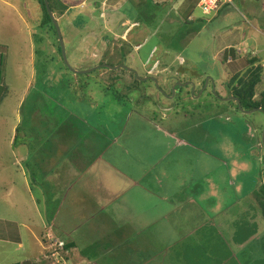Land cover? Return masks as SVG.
I'll return each mask as SVG.
<instances>
[{
	"label": "rangeland",
	"instance_id": "rangeland-1",
	"mask_svg": "<svg viewBox=\"0 0 264 264\" xmlns=\"http://www.w3.org/2000/svg\"><path fill=\"white\" fill-rule=\"evenodd\" d=\"M136 1L140 0H51V4L61 29L67 60L75 70L88 71L101 64L125 65L134 69L140 78H146L152 71L150 74L155 76L158 85L151 81L145 83L150 87L147 89L149 94L152 91L153 96H150V101L142 102V87L140 91H127L124 89L127 86L123 87L124 83L116 80L114 87L109 86L112 85L110 80L113 78H122L129 84L138 80L127 70L109 71L102 68L89 74L76 75L67 69L62 53L56 47V39L59 44L58 36L48 30L50 24L47 25L48 28L41 26L43 9L37 0H0V136L6 132L3 125L7 126L10 120L18 121L20 117L23 123L19 125L17 135L19 138L24 136L29 149H36L41 144L37 138L54 135L53 132L59 124L68 129L69 120L75 117L85 118L86 120L77 122L80 124L77 126V135L80 133L81 137L87 138L79 150L88 148L94 137L100 138L101 153H94V156L101 155L108 168L112 164L108 162L112 157L116 168L128 176L126 172L130 170L129 161L135 160L134 154L143 152L141 147L144 144V135L146 137L156 125H163V128L168 125V129L174 123L181 124L187 131L186 135H182L193 138L192 143H196L195 140L204 135L197 142L203 144L201 147L205 152L212 153L221 160L220 171L223 172L217 188L212 190L220 205L228 207L229 203L235 205L239 202L238 205L243 208L246 204L247 214L243 222L239 221L240 225L252 229L250 222L253 218L257 226L261 225L260 221L264 222V203L259 199V188L264 185V172L261 170L262 160L258 158L262 150L258 146L262 142L264 114L259 111L243 114L234 101H231V89L227 82L231 77L232 67L223 58L227 51L226 46L235 48L237 53L240 50L239 54H244V51L252 53L256 48L261 51L256 56L257 62H264V0H233L234 6H226L223 12L216 15L202 14L197 7L198 0H153L155 4L161 5L159 7L152 6L150 0H143L136 7ZM60 8H65V12H61ZM108 12L111 14L108 15ZM99 13L103 15L100 16ZM122 18L130 20V23L141 24L140 29L132 33L134 40L126 38L125 35V30L134 25L129 21L115 35L107 30L108 26L120 23ZM150 19L154 22L150 23ZM143 39L147 42L141 48L136 47V42ZM182 62L184 68L190 69L192 73L180 71L183 68ZM166 67V77L176 73L182 79H197V72L214 74L217 91L206 88V85L194 91L190 87L183 89L182 95L177 93L178 96L171 99L172 92L168 90L166 95L160 93V101H157L156 92L159 94L164 89L158 72ZM242 67L243 63L238 62L237 69ZM138 83L142 84V81L138 80ZM25 88L27 96L25 102L20 103ZM188 90L191 92H187ZM263 91L264 81L256 88V99H259ZM144 95L143 93L142 96ZM228 99L230 100L227 101ZM170 105L173 106L172 109L162 111V107ZM37 109H41L43 118L35 122L31 113ZM250 125L256 127L259 137L257 146L255 143L251 145L248 138ZM127 127H133L134 130L128 131ZM109 140L114 143L109 144ZM14 147L18 149L19 144ZM1 150L0 171L3 173L5 169V174L9 177L12 175L16 186L18 183L21 185L24 183L27 165H19L20 171L17 163L11 160L16 152L18 157L19 154H25V149L21 147L12 153L13 149L5 143ZM56 152L55 148L47 154L53 158ZM75 156L76 159L79 158L78 155ZM91 157L93 156L88 153L87 163L92 162ZM59 158L62 155L57 153L55 159L60 160ZM64 163L65 167L69 166L67 162ZM47 168L48 165L44 170ZM139 169L142 168H135L132 174L136 176ZM36 174L42 190L29 192L28 195L21 192L22 198L27 200L23 205L22 215H18L5 203L0 204V217L14 221L11 223L12 235L15 236V230L22 235L20 247L17 242L10 244L0 241V264H23L26 261L38 264L43 257L46 260L49 258L46 247L44 246L43 251L40 247L43 233L38 232V212L47 222L44 225L48 228L47 233L56 234L53 225L49 224L50 220L53 214L64 211L69 202L59 200L55 195L58 192H54L52 186L58 187L57 184L53 185L47 180L48 177L40 176L38 170ZM146 174L149 175L150 171ZM2 176L0 174V179ZM69 177L63 171L62 178L65 182H69ZM29 178H32L31 175ZM147 178L142 182L143 185H146ZM62 186L64 185L60 187ZM71 192L72 204L69 213L60 214V219H65L64 225H61V236L64 240H67V232L71 235L74 230L77 233L85 231V214L89 211L78 202L74 205L78 196ZM140 208L141 205L139 210ZM110 214L109 209L105 213V219ZM29 218L34 223L29 222ZM94 219H97L95 212L91 220ZM75 222L79 224L75 225ZM31 228L34 233L32 237L29 233ZM2 229L0 235L4 236ZM54 243L59 244V249L64 244L62 241ZM58 252L51 254L54 256L50 255L54 263L70 264L65 258H56ZM262 260L264 264V257L260 264ZM75 264H86V261Z\"/></svg>",
	"mask_w": 264,
	"mask_h": 264
},
{
	"label": "crops",
	"instance_id": "crops-1",
	"mask_svg": "<svg viewBox=\"0 0 264 264\" xmlns=\"http://www.w3.org/2000/svg\"><path fill=\"white\" fill-rule=\"evenodd\" d=\"M237 51L239 53L240 50ZM259 53L261 51L256 48L252 51L255 57ZM163 88L165 91L170 90L167 85ZM26 96L27 88L22 91L20 103L25 102ZM41 114V109H37L31 116L38 122L43 118ZM84 119L75 117L69 120L68 129L59 124L53 132L54 135L50 137H30L40 140L41 144L36 149H29L24 136L19 138L17 135L23 119L19 117L18 121L10 120L7 126L3 125V128L6 127L4 134L8 136H0V159L3 144L10 146L12 153L22 147L25 154L18 153V157L16 152L11 162H16L19 169V165L26 163L27 171L24 183H18V186L12 175L9 177L5 174V169L3 173L0 171L3 175L0 179L1 205L5 203L18 215H22L23 205L27 200L22 198L21 192L28 195L29 192L42 190L41 183L37 180L38 170L40 176L48 177L50 183L58 185L59 188L52 186L54 192L59 193L55 194L58 199L69 202L64 211L53 214L50 220L49 224L53 225L56 234L46 233L52 243L62 241L74 245L67 252L72 263L86 261L87 258H81L82 252L97 245L95 253L100 264H260L264 257V222L260 221L261 225L257 226L254 223L255 218L252 217L250 225L253 228H243L239 221L243 222L247 205L243 208L238 205L239 202L235 205L229 203L228 207L220 205L213 191L217 188L223 172L220 171L221 160L216 155L205 152L201 147L203 144L197 142L204 135L195 140L196 143H192L193 138L184 136L187 131L183 129V125L174 123L168 129V125L166 128L156 125L146 137L143 136V152L134 154L136 158L129 161L130 170L126 172L128 176H125L116 168L112 157L108 161L112 163L108 168L101 155L94 156V153H101L100 138L94 137L88 148L79 150L87 141V138L81 137L80 133L77 135L76 132L80 125L77 122ZM127 129L134 130L133 127ZM247 134L250 135L248 138L251 145H259L256 127L250 125ZM108 142L114 143L110 140ZM17 144L18 149L14 147ZM55 148L57 152L50 158L47 153ZM57 153L62 155L60 160L55 159ZM88 153L93 156L89 163ZM75 155L79 158L76 159ZM64 161L69 164L68 167H65ZM47 165L48 168L44 170ZM135 168H142L137 171L136 176L132 174ZM63 171L70 176L68 183L62 178ZM148 171L149 175L146 174ZM146 178V185H143ZM62 184L64 186L60 187ZM71 191L78 196L74 205L78 202L89 211L85 214V231L77 233L74 230L71 235L67 232V240H64L61 236V225H64L65 219H60V214L69 213L72 204ZM109 209L112 215L105 219V213ZM93 212L97 219L91 220ZM38 217V232L44 234L43 231H48L44 226L47 222L39 216V212ZM12 222L14 221L11 219L0 217V229L3 228L2 234L5 236L4 238L0 235V241L10 244L17 242L20 247L22 235L18 230H15V236L12 235ZM29 222L34 223V220L30 219ZM76 224L79 223L75 222ZM29 233L32 237V228ZM40 247L42 251L45 250L42 242ZM261 262L263 264V260Z\"/></svg>",
	"mask_w": 264,
	"mask_h": 264
},
{
	"label": "trees",
	"instance_id": "trees-1",
	"mask_svg": "<svg viewBox=\"0 0 264 264\" xmlns=\"http://www.w3.org/2000/svg\"><path fill=\"white\" fill-rule=\"evenodd\" d=\"M56 1V0H54ZM37 2H39V4H41L42 9H43V21H42V25L41 26H46L50 24V27L48 28V30H50L51 32H53L55 34V36H57L56 33V29L54 28V25L48 15V12L45 8V4H44V0H37ZM50 2V7L52 10V4H51V0H49ZM140 2V3H138ZM136 1L135 6L139 7L144 1L140 0V1ZM150 4H152V6L154 7H159L161 5L159 4H155L153 2V0H150ZM61 9V8H60ZM61 12H65V8L61 9ZM158 13H156L157 15ZM159 16V14H158ZM142 18V16L140 17ZM154 21H151L150 19V23H152ZM56 47H58V51L59 53H61V49H60V45L58 44V41L56 39ZM224 62L228 61L231 64L232 67V74L231 77L229 79V81L227 82L228 87L231 89V96L236 97L237 99L240 100L242 108L246 111L255 109V108H260L263 110V114H264V91L260 94L259 99H256V88L264 81L263 77H264V65L261 62H257V57H254L252 55V53L249 52H245L244 54H239L236 52L235 48H230L227 49V51H225V55L223 58ZM242 62L243 63V67L238 70L237 69V63L238 62ZM122 71L124 72L125 69H122ZM133 76V75H132ZM134 78V77H133ZM112 79V78H111ZM114 80L116 81H122L124 83L125 87L124 89L127 91H134L137 90L136 86L140 83H138L137 80H135V82L133 81V83L130 82V84L126 81H123L122 78H118L115 79L113 78L112 80H110V82L112 83V85L109 84V86H113L116 85V83L114 82ZM139 91V90H137ZM140 100L141 102L144 100H148L146 96H140ZM235 103V102H234ZM237 109L238 106L235 103ZM261 150L262 152L260 154H258V158L261 161L262 165V172H264V145L261 142ZM264 178V177H263ZM259 199L261 201V203H264V185H261V187L259 188ZM47 232V231H46ZM44 233L41 236V241L42 244L46 247V255H49L48 260L44 259V257L42 258V260H40V262H38V264H55L54 263V259L53 257H50L51 254H53L54 252H58L59 255H56V258H60L62 259H66V261H68L70 264H75L72 263L70 261V255L67 254V252H69L72 248H74V245L69 244V243H65L63 244L62 248L59 249V244L58 243H52L48 238H47V233ZM96 247H98L97 245H92L91 247H89L88 249L85 250V252H82V256L81 258H87V262L88 263H95V264H100L99 261H97L96 257L98 256L95 252H96ZM94 250V251H93ZM94 253V254H93ZM54 256V255H51ZM62 256V257H59ZM69 256V257H68ZM15 264H20V263H15ZM24 264V263H23ZM25 264H36L35 262H30L27 261L25 262Z\"/></svg>",
	"mask_w": 264,
	"mask_h": 264
},
{
	"label": "flooded vegetation",
	"instance_id": "flooded-vegetation-1",
	"mask_svg": "<svg viewBox=\"0 0 264 264\" xmlns=\"http://www.w3.org/2000/svg\"><path fill=\"white\" fill-rule=\"evenodd\" d=\"M51 8V7H50ZM67 10H68V8H67ZM107 12V11H106ZM105 12H103V14H104ZM103 14H100L99 13V15L101 16V15H103ZM108 15H110L111 14V12H108L107 13ZM98 15V16H99ZM129 21V23L131 22L130 20H126L125 18H122L121 20H120V23L118 22V23H116V24H114V25H110V26H108V28H107V30H109V32H111L112 34H114L115 32H117L118 33V31H119V28H122V27H124L125 28V25H126V23ZM130 24H134L133 22L132 23H130ZM113 26V27H112ZM140 27H141V24L139 23V22H136V24H134V25H131L130 27H128L125 31V35H126V38L127 37H130V39L131 40H134L135 39V36L132 34L136 29H140ZM145 28V27H144ZM115 35V34H114ZM117 35V34H116ZM119 35V34H118ZM133 35V36H132ZM106 41H107V39H106ZM109 42V41H108ZM135 42V41H134ZM147 42V40L146 39H143L142 41H137L136 42V44H135V46L136 47H138V46H142L144 43H146ZM178 59V58H177ZM185 61V60H184ZM184 62H182V67L183 68H181V70L180 71H183V72H186L187 74H189V73H192V71L190 70V69H185L184 68ZM167 67L166 68H162L159 72H158V75L159 76H161V78H162V80H160L161 82H162V84H163V86H165V85H168V86H170V90L169 91H171L172 90V87L173 86H175V91H176V94H175V97L176 96H178V94L177 93H179V95H182V91H183V89H188V88H190L191 86H187V88H185V87H182L183 85H185V84H187V83H194L195 85H196V88L195 89H202L203 88V86L204 85H206V88H213L215 91H217L216 89H217V84H216V80H215V76H214V74H211V73H209V74H204V73H198L197 72V76L195 77V78H197V79H182L181 77H178V76H176L175 74L176 73H174V75L173 76H167L166 77V73H167ZM150 70H153V69H150ZM149 70V71H150ZM152 71H150L148 74H147V76H145V77H147V78H150V77H155V76H152L150 73H151ZM132 74V73H131ZM181 73H179V75H180ZM133 75V74H132ZM134 76V75H133ZM135 77V76H134ZM148 81H151L150 79H147L145 82H142V84H138L136 87V89L137 90H139L140 91V88L142 87V89H143V91H140V92H142V94L144 93L145 95L144 96H146L147 97V99H148V101H150V99H151V97L150 96H153V92L152 91H150V94H149V90H147V89H150V87H147L146 85H145V83H147ZM151 82H153V81H151ZM132 83H133V81H132ZM205 88V89H206ZM162 90H164V89H162ZM191 92V90H188L187 92ZM166 92V91H165ZM142 94H141V96H142ZM149 94V95H148ZM186 94H189V93H186ZM169 95V94H168ZM167 95V96H168ZM158 96V98H156V100L158 101H160V92H159V94L156 92V97ZM168 97H170V96H168ZM162 98V97H161ZM179 98H181V97H179ZM172 105H170V106H168V107H162V110L164 109V110H167V109H172Z\"/></svg>",
	"mask_w": 264,
	"mask_h": 264
},
{
	"label": "water",
	"instance_id": "water-1",
	"mask_svg": "<svg viewBox=\"0 0 264 264\" xmlns=\"http://www.w3.org/2000/svg\"><path fill=\"white\" fill-rule=\"evenodd\" d=\"M44 4H45V8H46V10L48 12V15H49V17H50V19H51V21H52V23L54 25V28L56 29V33H57V36H58V40H59L60 49H61V53H62V56H63L64 64L67 67V69H69L71 72H73L76 75H84V74L92 73V72H94L96 70H99V69H102V68L108 69L109 71H117V70H120V69H125L128 72L132 73L134 76H136L137 79L140 80V81H142V82L143 81H146L147 79H150L151 81H153V82H155L157 84V80L154 77H150V78H147V77L146 78H140L139 75H138V73L134 69L129 68V67L125 66V65L110 66L108 64H101V65L97 66L96 68L90 69L88 71H78V70H75L70 65V63L67 60L66 51H65V44H64V41H63V38H62L61 29H60V26H59V24L57 22V19L55 18L54 14H53V11L50 8L49 0H44ZM186 86H191L192 89H193V91L196 88V85L194 83H187V84L183 85L182 87H186ZM171 92H172V97H170V98L173 99L175 97V94H176L175 86L172 87ZM160 93L163 94V95H166L165 91H163V90H161ZM229 100L230 99H228L227 101H229ZM231 101H234L237 104L238 109L241 112H243V114H252V113L258 112V111L263 113V110L260 109V108H255V109H252V110H249V111L244 110L242 108V105H241L240 100L237 99L234 96H231ZM261 140H262V143L264 145V129H263V132L261 134Z\"/></svg>",
	"mask_w": 264,
	"mask_h": 264
},
{
	"label": "built area",
	"instance_id": "built-area-1",
	"mask_svg": "<svg viewBox=\"0 0 264 264\" xmlns=\"http://www.w3.org/2000/svg\"><path fill=\"white\" fill-rule=\"evenodd\" d=\"M233 2V0H198L197 7L204 15H216L224 7L233 5ZM86 264L95 263L87 262Z\"/></svg>",
	"mask_w": 264,
	"mask_h": 264
},
{
	"label": "clouds",
	"instance_id": "clouds-1",
	"mask_svg": "<svg viewBox=\"0 0 264 264\" xmlns=\"http://www.w3.org/2000/svg\"><path fill=\"white\" fill-rule=\"evenodd\" d=\"M219 12H220V11H219ZM219 12H218V13H219ZM86 263H87V261H86Z\"/></svg>",
	"mask_w": 264,
	"mask_h": 264
}]
</instances>
